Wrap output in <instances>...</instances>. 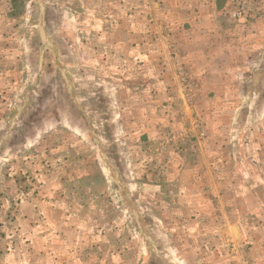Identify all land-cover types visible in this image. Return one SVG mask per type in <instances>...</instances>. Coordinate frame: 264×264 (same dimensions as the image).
Segmentation results:
<instances>
[{
    "label": "rangeland",
    "instance_id": "rangeland-1",
    "mask_svg": "<svg viewBox=\"0 0 264 264\" xmlns=\"http://www.w3.org/2000/svg\"><path fill=\"white\" fill-rule=\"evenodd\" d=\"M259 2L217 0L236 20L250 19ZM11 4V19L0 27V264H114L118 254L101 248L118 239L111 235L118 224L126 227L120 237L126 244L141 245L136 255L143 264H264V76L239 79L245 100L239 120L221 125L223 136L213 139L209 123L192 107L199 82L177 68L172 97L188 106L169 111H188L187 125L170 127L173 132L158 141L147 137L139 147L140 140L118 137L140 110L127 102L135 92L117 88L153 83V76L119 72L116 57L103 68L91 55L127 53L134 18L148 29L164 1ZM222 94L233 99V90ZM141 97L150 98L149 92ZM156 121L152 116L148 123ZM169 149L184 151L187 165L199 163L204 150L212 172L169 174ZM213 154H222L219 165ZM160 178L205 183L198 192L208 200L194 203L190 215L215 212L216 220L205 224L214 238L182 237L173 231L175 221L161 219L173 200L151 186ZM97 179L111 182L93 185ZM48 182H62L57 195L63 199L44 207L38 200L43 190L54 195L58 188ZM117 210L125 212L124 223ZM126 262L120 264H134L133 256Z\"/></svg>",
    "mask_w": 264,
    "mask_h": 264
},
{
    "label": "crops",
    "instance_id": "crops-1",
    "mask_svg": "<svg viewBox=\"0 0 264 264\" xmlns=\"http://www.w3.org/2000/svg\"><path fill=\"white\" fill-rule=\"evenodd\" d=\"M163 1L164 7L159 6L155 11V17H151V20L148 19V29L142 30L140 20L134 18L131 33H129L132 37V45L127 53L118 52L115 55L109 50L106 52L97 50L91 55L92 59H101L103 68L109 67L111 60L116 57L121 60L117 67L119 72L122 71L123 74L132 72L133 74L137 70L140 72L148 70L154 78V82L148 84L134 82L127 86L126 84L118 85V90L123 91L127 88L130 92H135L134 97L127 99V102L131 104V107L140 110H135L137 118L129 120L127 133L120 132L118 137L140 140L139 147H141L143 143H147L144 141L147 137L158 141V139L164 138L166 133L173 132L171 128L179 130L186 127L188 121L185 113L188 111L183 110L182 113L179 109L169 111V108H176L179 105L184 108L188 106L187 103L184 104L183 101H177L172 97L173 81L176 80L173 75L177 68L181 67L199 82L194 105H192L195 107V113L199 117L202 115L209 123L207 126V129L210 128L208 130V134H211L209 137L220 138L223 136L221 125L230 124V121L237 123L239 110L245 103L240 93L244 87L241 86L239 79L243 75L264 76V66L260 64L261 66L258 67V64L264 60V0H260L257 10L254 11L252 17L250 16V19L246 20H236L229 13L227 7L220 8L218 6L217 0ZM11 2L12 0H0V27L11 19L8 14ZM227 89L233 90V99L223 96L222 92ZM143 91L149 92L150 98H142L141 92ZM231 107H233L232 120L228 115L232 111ZM152 116H157L154 125L152 122L148 123ZM118 120L123 123L122 117ZM146 133H148L147 136ZM66 135L68 136L69 133ZM169 150L168 155L171 156L167 164L169 174L177 173L179 175L181 173L187 176L191 171L200 172L204 169L212 172L210 163L206 161L204 150L201 151L199 163H189L188 165L185 161L187 158H183L181 155L184 151L177 153L172 149ZM213 155L219 165L222 154ZM177 158H181L185 162L181 163L178 160L176 163ZM180 166L186 167L182 170L183 167ZM106 182L111 181L97 179L91 183L94 185ZM153 182H155L151 185L153 188L158 187L165 191V196L162 197L173 200L168 212L161 216V219L175 221L173 231L176 234L187 237L192 232L194 235H202L204 241L207 238H214L208 237L213 233L206 228L205 224L211 219L216 220L215 212L203 214L199 211L190 215V208L195 205L194 203L198 201L203 203L208 200L205 198L206 196L204 197L198 192V188L205 186V183L194 182L192 178L189 179V182H182V179L179 178L177 180H161L160 178ZM46 185L50 187L54 185L58 188H55L54 195L48 194L44 189L42 199H38L39 202L44 203V207L46 203L58 204L63 199L57 195L62 182H48ZM183 188H189L190 192H186ZM168 190L172 192L171 196L167 195ZM86 199L92 201L93 196ZM222 214L223 218H228L227 214ZM116 218L123 219L124 223L125 212H118ZM119 226H124V224L114 226L113 234H111L116 235L118 239L110 243L108 247L105 245L101 250H113L118 254L113 257L116 260L114 264H120L123 261L127 263L126 261H129L132 256L134 264H143L146 260L141 255L139 257L136 255L137 252L142 251L141 245L138 246V242H134L133 247L131 244H126V241L120 238L122 235L125 236L126 227L118 228ZM179 235L176 236L181 239L180 243L182 244L183 239ZM150 249H152L151 246ZM132 251L135 253L133 254Z\"/></svg>",
    "mask_w": 264,
    "mask_h": 264
}]
</instances>
